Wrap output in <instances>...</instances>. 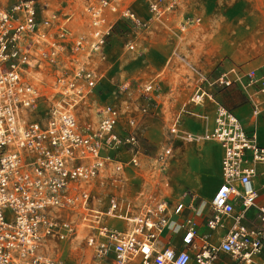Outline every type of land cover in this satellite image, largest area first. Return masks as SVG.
Listing matches in <instances>:
<instances>
[{
  "label": "built area",
  "instance_id": "obj_1",
  "mask_svg": "<svg viewBox=\"0 0 264 264\" xmlns=\"http://www.w3.org/2000/svg\"><path fill=\"white\" fill-rule=\"evenodd\" d=\"M119 1L100 0L87 9L91 42L75 37L71 55L87 48L88 54L105 59L103 49L116 24L108 23L107 12L145 26ZM147 3L157 18L166 12L155 0ZM38 12L46 14L38 18ZM71 18L40 0H0V264H71L49 255L46 248L51 240L74 237L79 225L89 232L85 246L91 264H264V205L257 203L253 186L255 167L264 166V146L258 144L256 131L248 133L233 112L214 101L215 92L237 87L251 104L252 115L264 114V74L234 63L213 75L198 72L199 83L189 103L194 107L214 103L212 126L200 135L181 129L180 117L169 126L174 141L220 147L221 183L210 203L202 204L183 191L175 199L145 204L136 213L128 200L110 196L106 209L99 210L93 205L92 183L107 167L122 171V163L111 154L138 148L136 121L128 116L125 128L120 112L110 104L100 108L96 124L79 121L77 108L102 97L103 83L100 74L74 57L70 70L60 59L69 42ZM48 66L58 70L54 88L59 99L44 120H37L31 111L44 95L28 76ZM144 91L155 92V84L148 83ZM171 153V148L165 149L162 162ZM129 164L138 165L136 155ZM75 210L78 226L59 214ZM252 210L255 215L250 218ZM197 218H204L210 234L223 231L217 246L199 232ZM110 220L131 224V229L119 231ZM165 231L178 235L183 248L162 247L159 238Z\"/></svg>",
  "mask_w": 264,
  "mask_h": 264
},
{
  "label": "rangeland",
  "instance_id": "obj_2",
  "mask_svg": "<svg viewBox=\"0 0 264 264\" xmlns=\"http://www.w3.org/2000/svg\"><path fill=\"white\" fill-rule=\"evenodd\" d=\"M99 1L40 0L51 11L72 17L67 25L69 42L64 44L60 58L64 66L72 69L74 57L102 77L103 96L77 108L79 121L96 124L99 110L105 104L116 107L125 128L128 116L136 121L138 153L126 147L111 154L115 162L122 163L123 169L116 173L107 167L94 180L93 205L105 210L110 196L122 197L134 205L136 213L145 204L175 199L186 190L185 186L198 194L208 193V186L198 188L194 178L186 174L185 149L180 148L190 144L174 141L169 126L178 115L184 124V119L190 117L187 113L196 111L189 97L199 83L198 72L213 75L228 63L248 64L264 72V0H155L166 11L158 18L149 12L148 0H120V7L128 8L145 26L139 28L119 19L118 14L107 12L108 23L116 24L103 49L105 59L88 54L87 48L73 56L70 48L75 37L83 36L91 42L87 9L97 6ZM45 14L38 12V18ZM197 18L200 19L197 24L188 22ZM35 71L28 79L44 96L31 112L33 118L44 120L51 104L59 99L54 88L58 70L48 66ZM150 82L155 84L156 91L147 93L144 88ZM143 108L146 113L142 114ZM167 148L172 153L164 163L162 153ZM215 154V148H211V159ZM133 155L138 163L135 167L129 164ZM59 214L79 225L77 210ZM76 231L70 239L51 240L47 253L71 264H91V253L85 246L88 229L79 225Z\"/></svg>",
  "mask_w": 264,
  "mask_h": 264
},
{
  "label": "crops",
  "instance_id": "obj_3",
  "mask_svg": "<svg viewBox=\"0 0 264 264\" xmlns=\"http://www.w3.org/2000/svg\"><path fill=\"white\" fill-rule=\"evenodd\" d=\"M232 64V63H228ZM236 64V63H234ZM225 64L224 66H226ZM259 74H264L260 72L259 68H255ZM215 103L223 105L225 108L233 112L237 118L241 121L243 127L248 133L256 131L257 142L260 146H264V114L260 116L252 115V107L248 102L244 93L237 87H232L217 91L214 93ZM194 107V106H193ZM215 104L206 101L203 107H195L193 113H187L190 117L184 119V124L182 118L180 117V128L191 134H200L206 128H210L213 123ZM188 144V143H186ZM189 148L193 155H187L189 152L186 150ZM215 148L216 154L213 159L210 157V149ZM180 149H185L184 153L185 159V171L186 174L197 182L198 188L203 186H208L210 188L208 193L198 194L196 191H192L189 187L185 186L184 191L191 192L198 202L202 204L210 203L217 187L221 183V157L222 151L220 147L215 143L205 142L203 144L191 143L189 146H183ZM179 149V150H180ZM178 150V151H179ZM262 169V171H259ZM256 176L253 178V186L257 191V203L264 205V166L255 167ZM203 196H207L208 199ZM255 215L254 210L250 211L249 217L252 218ZM204 219V218H203ZM203 219L197 218L196 222L198 224L199 232L203 235L210 236L211 244L217 246L219 244V238L223 234V231H216L211 233L203 225ZM109 224L112 228L118 229L122 232H127L131 229V224L125 222L110 220ZM159 243L162 247L168 245L176 247L177 249L183 248L180 244V238L178 235L170 234L165 231L163 235L159 238ZM222 257V256H221ZM222 258H226L223 256ZM218 264H224L223 261L218 262Z\"/></svg>",
  "mask_w": 264,
  "mask_h": 264
}]
</instances>
